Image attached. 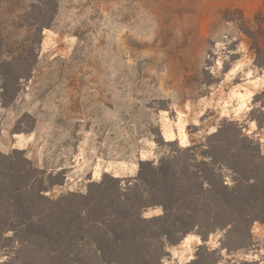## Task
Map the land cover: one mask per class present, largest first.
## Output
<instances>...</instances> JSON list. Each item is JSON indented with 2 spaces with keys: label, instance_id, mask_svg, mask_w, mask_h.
I'll return each instance as SVG.
<instances>
[{
  "label": "rangeland",
  "instance_id": "obj_1",
  "mask_svg": "<svg viewBox=\"0 0 264 264\" xmlns=\"http://www.w3.org/2000/svg\"><path fill=\"white\" fill-rule=\"evenodd\" d=\"M29 2L0 0L14 52L34 21ZM42 36L31 79L0 106V152H24L48 198L85 194L105 176L126 187L142 162L221 131L264 155V0H59ZM252 236L227 251L216 232L207 246L217 264H264L263 223ZM201 244L196 233L169 244L164 264H191Z\"/></svg>",
  "mask_w": 264,
  "mask_h": 264
},
{
  "label": "trees",
  "instance_id": "obj_2",
  "mask_svg": "<svg viewBox=\"0 0 264 264\" xmlns=\"http://www.w3.org/2000/svg\"><path fill=\"white\" fill-rule=\"evenodd\" d=\"M29 1L24 16L34 21L20 27L27 39L16 52L13 25L0 20L2 108L12 107L31 79L42 34L59 9V0ZM44 175L24 152H0L1 264H164L167 246L190 233L202 241L191 264H217L207 246L212 234L224 232L222 249L242 250L252 245L254 224H264V155L237 134L217 132L202 146L142 162L126 187L105 176L85 194L52 200ZM153 207L161 214L146 217Z\"/></svg>",
  "mask_w": 264,
  "mask_h": 264
}]
</instances>
